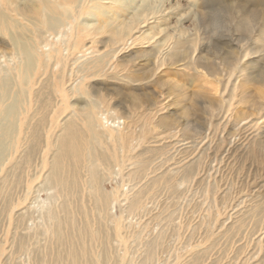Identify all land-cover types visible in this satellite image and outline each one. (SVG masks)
Returning a JSON list of instances; mask_svg holds the SVG:
<instances>
[{"label": "rangeland", "instance_id": "obj_1", "mask_svg": "<svg viewBox=\"0 0 264 264\" xmlns=\"http://www.w3.org/2000/svg\"><path fill=\"white\" fill-rule=\"evenodd\" d=\"M140 1L125 0L124 6L135 4V10ZM152 5L149 11L165 17L166 35L196 48L188 58L180 53L182 60L162 63L148 49L163 22L149 18L142 30L155 35L150 44L129 40L114 59L112 52L105 57L106 79L87 80L109 93L106 101L93 96L96 109L123 119L120 127L130 132L134 149L127 157L115 151L117 159L107 153L109 169L100 173L104 213L95 208L93 192L71 197L87 206L86 213L70 216L101 236L84 239L85 251L108 256L106 264H264V0ZM134 34L133 40L139 33ZM108 37L97 35L94 49L100 54L108 49ZM2 39L4 67L2 56L10 49ZM89 42L83 38L79 50ZM171 47L161 51L166 59ZM83 55L80 62L96 56L90 50ZM127 73L131 82L118 78ZM19 186L0 182V264H52L60 249L53 220L36 204L58 193L35 188L20 202Z\"/></svg>", "mask_w": 264, "mask_h": 264}, {"label": "bare ground", "instance_id": "obj_2", "mask_svg": "<svg viewBox=\"0 0 264 264\" xmlns=\"http://www.w3.org/2000/svg\"><path fill=\"white\" fill-rule=\"evenodd\" d=\"M157 1L163 2L154 0ZM124 3L125 0H0V36L10 49L2 56L7 58L5 66L0 65V172L3 171L0 182L8 188L21 184L20 202H25L35 188L58 193L36 204L37 208H46L53 220L60 249L52 264L108 262L106 255L86 253L84 239L94 242L101 236L87 221L76 222L70 216L75 210L86 213L87 206L85 202L72 201L71 197L80 190L93 192L95 208L104 213L107 199L100 187V173L101 169H109L107 153L117 159L115 151L125 154L134 149L128 140L130 132L120 127L123 119L114 112L108 115L107 109L100 112L96 109L93 96L104 99L109 98V93H101L87 80L96 76L106 79L105 57L112 52L109 57L114 59L129 40L132 43L140 39L143 44L154 39V34L146 31L143 34L142 30L149 25V18L153 21L161 18L157 23L163 22L156 25L159 39L148 49L153 48L159 54L156 59L160 58L162 63L182 60L177 57L180 53L181 56L188 53L184 57L188 58L196 48L188 41L172 40L169 33L165 34V17L158 10L149 11L152 0H141L135 10H132L135 4L126 7ZM124 13L130 14L127 21L117 19ZM103 33L109 36L105 44L108 49L100 54L94 44L98 42L97 35ZM134 33L139 35L133 40ZM85 37L90 45L84 48L83 44L79 50ZM171 44L173 49L166 59L161 51ZM88 50L96 56L80 62ZM80 52L83 54L75 56ZM70 56H75L72 62L77 64L76 68L71 67ZM118 78L129 83L133 75L127 73ZM67 111L64 119H56ZM36 179H40L39 185H32ZM56 209L63 216H58Z\"/></svg>", "mask_w": 264, "mask_h": 264}]
</instances>
